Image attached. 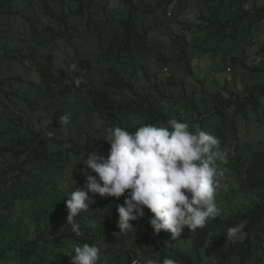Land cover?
Listing matches in <instances>:
<instances>
[{
  "label": "trees",
  "instance_id": "trees-1",
  "mask_svg": "<svg viewBox=\"0 0 264 264\" xmlns=\"http://www.w3.org/2000/svg\"><path fill=\"white\" fill-rule=\"evenodd\" d=\"M114 2L0 0V264H72L67 253L84 244L125 256L117 264L134 257L146 264L166 258L176 264H264V38L250 50L251 39L264 35V0ZM5 22H14L21 38L10 31L5 40ZM62 36L75 40L72 52L50 54ZM202 57L220 80L214 92L206 91L214 106L201 111L188 98L181 106L198 114L180 120L175 111L181 106H169L163 97L187 96L183 76L192 75ZM227 61L263 74L251 85L231 88L222 66ZM62 63L67 69L53 73ZM221 69L225 73L218 74ZM16 84L43 92L49 101L36 105L26 98L24 106L13 96ZM75 95L83 99L81 106L73 107ZM207 114L220 122L217 177L236 184L226 192L216 188L219 216L175 240L163 230L157 238L146 229L138 232L134 221L135 231L122 233L116 205L124 196L96 195L74 218L79 235L73 232L66 196L84 186V159L95 150L107 155L108 127L134 132L143 124L170 127L168 120L175 118L205 128ZM62 116L69 117L67 124ZM80 117L93 119L86 125ZM242 222V231L227 239V229Z\"/></svg>",
  "mask_w": 264,
  "mask_h": 264
},
{
  "label": "clouds",
  "instance_id": "clouds-1",
  "mask_svg": "<svg viewBox=\"0 0 264 264\" xmlns=\"http://www.w3.org/2000/svg\"><path fill=\"white\" fill-rule=\"evenodd\" d=\"M4 29L9 30L4 32L5 40L12 36L10 31L15 33L18 31L19 35L16 34V36L21 38V31L18 30L14 22H5ZM263 38L264 35L260 34L251 39L250 50L255 49L256 42H260ZM71 43H75L71 36L58 37L50 54L54 53L60 56L63 55V50L71 53L73 50ZM62 64L65 67H61L53 73L59 75L60 70H66L67 63ZM71 68L75 70L76 65L72 64ZM226 69L227 73H231L228 71L232 70V65L229 64ZM164 70L168 74V70ZM34 71L39 74L37 68ZM196 71L201 70L195 68L192 75L183 74L185 86L189 85V87L184 86L181 90L186 94L188 92L190 95L197 93L195 82L188 81L189 77L198 79ZM210 77V74H205L203 80L207 84L202 88L203 96L209 101L214 96L206 91L214 92L217 87L214 82H218L216 75L213 79L211 78V81H208ZM75 83L79 86L81 81L78 79ZM209 85L214 86L213 90L207 89ZM171 94L173 93L171 92ZM153 95L155 97V93ZM13 96L24 106L27 104L26 98L36 105L45 100L49 101L43 92L24 88L18 84H16ZM74 98L76 103L73 104V107L78 104L81 106L83 99L78 95H75ZM188 98L192 97L187 94L182 99H173L174 107L181 106V103H185ZM163 99L167 105L171 100L167 96H164ZM213 106L214 102L213 104L205 103L204 109H199L209 112ZM175 112H179L180 120L185 118L188 113L187 109L182 106L179 111ZM204 117H207L208 120L209 114ZM80 118L78 121H83L86 125L93 119ZM207 120L204 121L205 125ZM60 122L67 124L69 117L62 116ZM221 122L223 123V120ZM167 124L170 127L143 124L134 132L120 126L106 129V134L103 137L110 144L107 155L98 154L96 150L91 152L82 164L85 176L84 186L75 187L66 196L68 211L66 222L72 224L73 232L79 235L78 225L73 222L74 218L90 208V205L95 202L96 195L117 199L124 196L123 203L116 205L118 212L116 223L119 232L135 231L132 223L134 221V223H138V232L146 229L154 238L159 237L158 234L163 230L170 233L171 238L175 240L184 230L195 231L197 228L205 226L209 218H215L221 214V210L215 202L216 188H219V179H221L217 177L219 173L215 161L217 158H223V153L219 150L222 138L216 134V127H213L210 133L205 131L206 127L200 128L199 125L195 131H189L187 122L178 121L175 118L168 120ZM68 130L70 129L68 128ZM88 170H91L95 175L90 174ZM222 180L224 181L223 178ZM243 228V222L229 227L227 239L231 240ZM161 236L169 241L166 235ZM163 237L157 241H164ZM132 241L135 240L132 239ZM67 254L70 256L72 264H102L101 262L106 264L107 260L117 264L118 260L125 259V256L121 258V255L114 251L108 254L99 253L98 247L89 244L73 246L72 251ZM130 264L146 263L142 259L134 257ZM147 264H157V261L149 259ZM162 264H176V262L166 258Z\"/></svg>",
  "mask_w": 264,
  "mask_h": 264
},
{
  "label": "rangeland",
  "instance_id": "rangeland-1",
  "mask_svg": "<svg viewBox=\"0 0 264 264\" xmlns=\"http://www.w3.org/2000/svg\"><path fill=\"white\" fill-rule=\"evenodd\" d=\"M116 1L117 0H115V2L113 3L114 5L116 4ZM222 56H223L222 53L217 52L214 57L217 60H221ZM202 58L203 59H200L199 58L197 62H196V60L194 61V64L197 65V68H199L201 70V71H196V75H197L198 79L195 78V77H189L188 78V81L189 82H195L196 87H197V93L196 94H193V95H190V92H188L187 94H188V96L192 97L197 102L198 108H201L203 110L204 109V103L213 104L212 101H209L208 100V102H209L208 103L204 99V96H203L204 93H203L202 88H203L204 85L207 84V82H205L203 80V77L205 76L206 73H209L211 75V77L209 78L208 81H211V78L212 79L214 78L215 73L212 72V70H211V68H210V66L208 64V62H209L208 58L207 57H202ZM260 58L261 57H257L255 59V61L257 62ZM229 64H226V65L223 64L222 65L223 66V69L224 68L226 69V67L229 66ZM223 69H221L220 70V73H218V74L225 73L227 69L225 70V72L223 71ZM182 72L184 74L186 73L185 70H183ZM228 72H231V73H229L230 76L228 77V79H229L228 85L231 88H236V89H238V87L241 88V87H244V86H247V85H251V83L253 82V80L254 81L258 80V78H260V76L263 74V71H251L249 68H244L243 66H241L238 63L234 66V68L232 67V70L231 71H228ZM255 74H256V76H255ZM216 78H219V76H216ZM218 82L220 83V80L219 79H218ZM147 86H148L147 88H151L149 85H147ZM185 87H189V85H187ZM207 89L208 90H213L212 89V85H209ZM174 92L177 93L178 92V89L174 88ZM173 104H174V100L171 99L170 102H169V106L170 105H173ZM188 113H194V115H197L198 114V111L197 110H194V108L191 106V109L189 110ZM187 117H188V114H187L186 118ZM189 123H190V126H189L190 129H189V131H195L198 128L196 123L191 124L192 123L191 120H189ZM189 123H188V125H189ZM218 123H219V120H218V118L215 115H213L212 117H209L208 120H207L206 125L204 123V125L206 127V130L205 131L206 132H209V133L212 132L213 127L215 128ZM253 127L254 128H257V125L256 126H253ZM262 131H263V129H262ZM257 133L262 134L261 131L260 132H257ZM255 137H256V139H260L259 138V135H257V134H256ZM224 155L227 157L226 153ZM219 181H220V184H219L218 190L220 192H226V191L229 190V188H233V187L236 186V184L225 183L222 180V178L219 179ZM255 264H261V262L260 261H257Z\"/></svg>",
  "mask_w": 264,
  "mask_h": 264
}]
</instances>
